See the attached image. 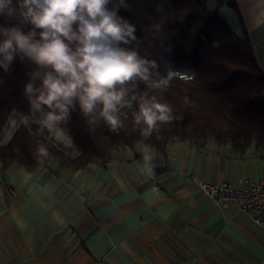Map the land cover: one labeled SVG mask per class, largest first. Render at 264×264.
<instances>
[{
    "label": "crops",
    "instance_id": "1",
    "mask_svg": "<svg viewBox=\"0 0 264 264\" xmlns=\"http://www.w3.org/2000/svg\"><path fill=\"white\" fill-rule=\"evenodd\" d=\"M235 1L220 14L264 73V0ZM253 169L264 170L253 147L213 140L123 147L77 171L0 163V264H264V228L199 186L254 179Z\"/></svg>",
    "mask_w": 264,
    "mask_h": 264
},
{
    "label": "trees",
    "instance_id": "2",
    "mask_svg": "<svg viewBox=\"0 0 264 264\" xmlns=\"http://www.w3.org/2000/svg\"><path fill=\"white\" fill-rule=\"evenodd\" d=\"M207 1L214 2L212 12ZM125 4L118 14L135 25L139 41L129 47L157 61L163 87L150 94L172 108L174 120L158 123L152 137L145 139L134 126L131 113L137 110L135 105L122 112L127 128L119 131H112L103 121L93 129L77 106L69 120L59 124L77 150L69 155L48 141L45 131L35 132L36 124L22 123V115L31 117L24 94L28 73L38 69L17 57L8 72L0 69V136L9 117L20 120L9 140L0 144L2 168L34 169L40 164L38 143L45 144L49 153L42 165L69 171L85 169L93 162L104 166L123 147L164 151L171 141L203 147L213 140L218 145L229 144L237 153L253 147L264 159V73L246 33L238 36L219 11L228 6L237 12L236 1L125 0ZM17 24L25 32L32 28L0 16V25ZM143 90L145 85L140 83L138 91Z\"/></svg>",
    "mask_w": 264,
    "mask_h": 264
},
{
    "label": "clouds",
    "instance_id": "3",
    "mask_svg": "<svg viewBox=\"0 0 264 264\" xmlns=\"http://www.w3.org/2000/svg\"><path fill=\"white\" fill-rule=\"evenodd\" d=\"M126 7L125 0H0V16L32 26L0 25V69L8 72L17 57L38 69L24 88L31 112L21 116L24 125L36 117L50 131L60 129L78 106L93 129L103 121L119 131L127 128L122 112L135 105L134 126L150 139L158 123L174 120L172 108L150 94L163 87L157 61L129 47L139 41L135 25L118 14ZM140 83L145 90L138 91ZM48 154L38 143L41 165Z\"/></svg>",
    "mask_w": 264,
    "mask_h": 264
},
{
    "label": "built area",
    "instance_id": "4",
    "mask_svg": "<svg viewBox=\"0 0 264 264\" xmlns=\"http://www.w3.org/2000/svg\"><path fill=\"white\" fill-rule=\"evenodd\" d=\"M182 75L190 77L188 74ZM199 186L221 208L233 203L240 211L247 213L254 223L264 228V178H239L236 183L222 181L217 184L200 180Z\"/></svg>",
    "mask_w": 264,
    "mask_h": 264
},
{
    "label": "rangeland",
    "instance_id": "5",
    "mask_svg": "<svg viewBox=\"0 0 264 264\" xmlns=\"http://www.w3.org/2000/svg\"><path fill=\"white\" fill-rule=\"evenodd\" d=\"M207 6H208V11L212 12V10L214 8V2L213 1H207ZM7 18L9 20L20 22L19 18L16 16H11V17L7 16ZM19 122H20V120H18L14 115L9 117L8 122L4 126L3 131L1 133L0 144H4L9 140L13 130L15 129V127L18 125ZM29 123L37 125V127L35 129V132H37V133H41L42 131H45V135H46V138L48 139V141L52 142L56 146L61 147L67 154H69V155H75L76 154L77 150H76V147H75L71 137L69 135L63 133L60 129L56 128V129H53L50 131L48 128L41 126L38 122V119L33 118V117L30 119ZM247 172H249V170ZM263 174H264L263 169H260L257 171L253 169L250 173H248V176H250L251 178L257 179V178L264 176ZM254 179H251V180H254Z\"/></svg>",
    "mask_w": 264,
    "mask_h": 264
}]
</instances>
